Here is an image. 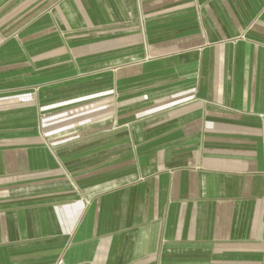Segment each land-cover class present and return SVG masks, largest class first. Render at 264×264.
I'll list each match as a JSON object with an SVG mask.
<instances>
[{"label": "crops", "instance_id": "1", "mask_svg": "<svg viewBox=\"0 0 264 264\" xmlns=\"http://www.w3.org/2000/svg\"><path fill=\"white\" fill-rule=\"evenodd\" d=\"M264 264V0H0V264Z\"/></svg>", "mask_w": 264, "mask_h": 264}, {"label": "built area", "instance_id": "2", "mask_svg": "<svg viewBox=\"0 0 264 264\" xmlns=\"http://www.w3.org/2000/svg\"><path fill=\"white\" fill-rule=\"evenodd\" d=\"M57 264H63V262H62L61 260H59V261L57 262Z\"/></svg>", "mask_w": 264, "mask_h": 264}]
</instances>
